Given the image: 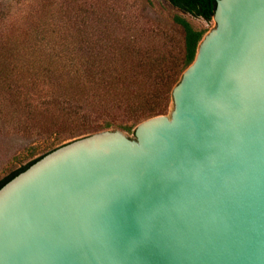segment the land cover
<instances>
[{
    "label": "water",
    "instance_id": "1",
    "mask_svg": "<svg viewBox=\"0 0 264 264\" xmlns=\"http://www.w3.org/2000/svg\"><path fill=\"white\" fill-rule=\"evenodd\" d=\"M213 19L169 113L0 188V264H264V0H217Z\"/></svg>",
    "mask_w": 264,
    "mask_h": 264
},
{
    "label": "rangeland",
    "instance_id": "2",
    "mask_svg": "<svg viewBox=\"0 0 264 264\" xmlns=\"http://www.w3.org/2000/svg\"><path fill=\"white\" fill-rule=\"evenodd\" d=\"M73 1L78 2L79 8H72ZM67 2L71 6L69 11H72L73 16L69 14L66 18L76 22L73 35L68 33L67 37L66 30L63 29L61 36L56 37V32L52 33L51 30L50 45L47 30L42 29L40 34L37 33V41L41 40L39 42L35 40L29 42L28 39V42H21L17 49L13 47L8 50L0 44V52L10 53L0 60L3 67L8 64L9 67H13L15 62L20 63L16 81H0V180L30 160L76 139L68 138V133L82 130L87 122L88 127L97 129L106 122H111L114 125L108 129H120L128 136L134 137V130L126 131L122 127L124 124L134 123V119L126 111L128 107L126 101L134 102L144 95L151 96L155 88H147V84L161 83L159 79L135 82L111 81L109 74H106L105 82H100L95 89L87 91L88 95L71 103L73 109L84 115V119H79L71 110L64 107L67 106L68 97L66 94L60 95L57 88L63 80L61 73H52L48 81L37 78L34 73L37 69V61H33L36 59L35 56H47V54L56 56L59 52L65 53L64 49L68 43H72L73 36L76 35L80 36L83 42L80 43L86 52L94 54V52L98 53L99 49H104L103 55L98 56L95 63L105 65L104 62L108 57V61L113 60L120 65L123 60L120 44L125 39L127 42L128 38L139 41L142 39L143 42L147 40L157 50L167 49L168 53L173 55L182 54L184 33L173 20L175 14L184 16L196 27L204 28L207 32L215 26L213 18L206 20L190 13H183L169 0H68ZM43 3L44 0H0V43L4 42L2 38L5 35L8 37L13 34L14 39L23 41L25 30L29 27L26 23L29 21L33 23L32 15L37 11L40 14L37 20L44 16L47 22V13L42 12L46 8L42 6ZM76 9L79 11L76 12ZM13 19L24 26L16 33L13 26L10 28ZM50 22L51 28L57 29L61 26L57 18H52ZM50 34L48 32V35ZM86 40L90 42H85ZM107 44H112V47L105 48ZM93 45L95 47L92 49ZM9 61L11 62L8 63ZM139 87H141L140 92ZM53 88L56 90L54 93ZM171 104L170 94L167 113L170 112ZM32 146L37 147L34 154L31 153Z\"/></svg>",
    "mask_w": 264,
    "mask_h": 264
},
{
    "label": "trees",
    "instance_id": "3",
    "mask_svg": "<svg viewBox=\"0 0 264 264\" xmlns=\"http://www.w3.org/2000/svg\"><path fill=\"white\" fill-rule=\"evenodd\" d=\"M67 1L68 0H44L42 6H45L46 8L42 12L47 13V22L44 16H41V19L37 20L38 15H40L37 11L36 14L33 13L34 16L32 15V17H34V20L32 21L33 23L30 21L26 23V25L29 24V27L25 30L26 33L23 41L14 39V34L8 37L5 35L2 38L4 42L0 44L8 50L13 47L17 49L21 42H28V39L29 42L31 40L33 42L34 40L39 42L41 40L37 41V33L40 34L42 29L44 31L47 30V38H50V45L51 30L52 33L56 32V37H58V35L61 36L60 33L63 29L64 31L66 30V35L68 33L73 35V30L76 28V22L69 21L66 18L69 14L73 16L71 13L72 11H69L71 6L70 4H67ZM169 2L183 13H190L197 17H203L206 20H211L213 18L217 4V0H169ZM77 3L78 2L73 1L72 8H79ZM85 8L90 9L88 7H84V9ZM78 11L79 10L76 9V12ZM52 18H57L60 21L61 28L58 27L56 29L54 27H50L52 24L50 20ZM173 20L182 28L184 33V51L182 54L173 55V53H168L167 49L164 51L157 50L155 46L147 40L143 42L142 39L139 41L138 39L128 38L127 42H125V39L121 42L122 44H120L123 58L121 64L118 65L117 62L113 60L108 61V54H106L107 60L104 62L105 65H102V63H95V61L98 60V56L103 55L104 49H99L98 53H95L93 50L94 54L86 52L85 48H83V45L80 43L82 42L80 36L78 37L74 35V38L71 41L72 43H68L67 47L64 49L65 53L59 52L56 56L51 54H47V56H35L34 58L36 59H33V61H37V69L34 70V73L37 78H42L45 81H48L51 78L52 73H61L63 80L60 81V86H57V88L60 91V95L66 94L68 97L67 106L64 107L67 110H71V112L79 119H84V115H81L80 111L77 109H73L74 107L71 103L79 101L80 98L86 94L88 95L87 91L92 90V88L95 89L96 85L100 82H105L104 80L106 78V74H109L111 81L130 80L135 82L156 81L159 79V81H161L160 85L159 83L155 84V82L154 84H147V88H155L151 96L144 95V97L138 98L134 102L126 101L128 106L126 111L131 115V118L134 119V123L130 125L124 124L122 127L126 131L133 132L134 130L135 132V126H137V124L142 120L158 114L167 113L170 102V94L172 96V89L179 81L184 70L194 61L198 45L207 32L206 29L196 27L180 14H175L173 16ZM12 26L15 33L24 28V26L15 19L11 21L10 28ZM48 32L50 35H48ZM68 36L69 35H67V37ZM85 42L90 41L86 40ZM94 47L95 46L93 45L92 49ZM109 47H112V44H107L105 48ZM87 50L92 51L89 49ZM8 54L10 53L0 52V60L6 58ZM10 62L11 61L8 63ZM19 65V62H15L13 67H9V64L6 67H3V64L0 62V81H16L18 69L20 68ZM23 66H28V64H23ZM154 72L156 73L153 74ZM138 90L140 92L141 87H139ZM54 92H56L55 88H53V93ZM113 125L114 124L111 122H106L104 126L102 125L97 129L95 127H88L87 122V125H85L82 130L70 131L68 133V138L77 139L99 130L108 129ZM56 148H53L52 150ZM36 149V146H32L31 153L34 154ZM47 153L30 160L28 163L18 167L17 169L12 170L0 180V188Z\"/></svg>",
    "mask_w": 264,
    "mask_h": 264
}]
</instances>
